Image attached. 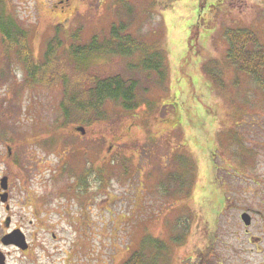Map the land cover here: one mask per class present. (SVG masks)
<instances>
[{"label":"rangeland","instance_id":"rangeland-1","mask_svg":"<svg viewBox=\"0 0 264 264\" xmlns=\"http://www.w3.org/2000/svg\"><path fill=\"white\" fill-rule=\"evenodd\" d=\"M1 1L26 32L31 58L42 56L57 29L65 49L102 40L118 21L167 56L162 85L133 67L136 57L93 63L84 72L90 81L136 78L140 108L107 102L103 119L74 124L64 120L60 83L23 85V65L0 35V138L21 142L17 168L29 193L67 204L88 227L90 264H123L138 251L145 264H197L199 251H239L237 215L256 207V195L240 193L227 210L235 194L220 183L240 177L230 168L238 153L248 177L264 180V89L231 63L228 39L247 31L255 38L247 50L264 49V0ZM263 62L256 65L264 83ZM81 73L71 77L82 85Z\"/></svg>","mask_w":264,"mask_h":264},{"label":"trees","instance_id":"trees-1","mask_svg":"<svg viewBox=\"0 0 264 264\" xmlns=\"http://www.w3.org/2000/svg\"><path fill=\"white\" fill-rule=\"evenodd\" d=\"M177 0H168L173 3ZM123 2V1H122ZM0 0V35L4 43L18 55L23 65L24 82L23 85H43L49 86L53 83L62 87V109L65 122L73 121L76 124L77 118L91 116L94 119H103L105 113L103 106L107 102L117 103L126 112H136L140 108L139 81L136 78H125L119 74L111 76L93 77L90 81L84 72H88L93 63L105 57L130 58L134 60L136 68L140 73L145 74L149 80L157 79L158 85L165 83L168 77L167 56L162 50L156 48L149 49L142 45L137 38L127 32L128 25L123 21H118L111 25L107 37L99 39L92 38L87 44H68L61 39L55 30L54 35L47 41L41 57H30L28 38L26 32L18 22L10 15L7 17L6 11ZM129 14L134 13L133 9L127 10ZM231 32V31H230ZM235 39H228V56L231 63L238 67V70L253 78L256 84L264 89L261 74H259L257 63L264 60V49L257 48L252 54L246 45L255 44L253 34L249 32H233ZM237 51L234 53V51ZM163 53H162V52ZM258 53V54H257ZM264 64V62H263ZM131 66V65H130ZM262 70L263 66H259ZM67 68L71 71L68 72ZM65 71V73H62ZM72 71L82 72L79 84L77 77L72 78ZM59 74L57 78L56 75ZM63 74V75H62ZM148 80V84H149ZM149 86H153L152 84ZM157 86V85H155ZM144 88L142 93L148 92ZM65 103V104H64ZM73 124V125H74ZM214 156V154H213ZM171 181L178 179L174 173L171 174ZM180 178V177H179ZM155 246L157 251L164 250ZM154 264L157 262L155 260ZM124 264H145V256L138 251L132 255Z\"/></svg>","mask_w":264,"mask_h":264},{"label":"flooded vegetation","instance_id":"flooded-vegetation-1","mask_svg":"<svg viewBox=\"0 0 264 264\" xmlns=\"http://www.w3.org/2000/svg\"><path fill=\"white\" fill-rule=\"evenodd\" d=\"M21 146L15 138H0V264H90L93 251L83 243L88 241L83 221L75 222L67 204L37 199L24 187L17 168ZM239 154L230 168L240 177L220 183L228 196L235 194L230 202L226 198L227 210L236 205V196L249 191L257 205L237 215L239 231L233 236L239 251H199L197 264H264V180L248 177L249 168Z\"/></svg>","mask_w":264,"mask_h":264},{"label":"water","instance_id":"water-1","mask_svg":"<svg viewBox=\"0 0 264 264\" xmlns=\"http://www.w3.org/2000/svg\"><path fill=\"white\" fill-rule=\"evenodd\" d=\"M76 131L80 133L81 135H84V129L83 128H77ZM244 219V218H243Z\"/></svg>","mask_w":264,"mask_h":264}]
</instances>
